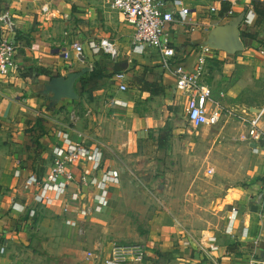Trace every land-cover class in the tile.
<instances>
[{"label":"crops","instance_id":"1","mask_svg":"<svg viewBox=\"0 0 264 264\" xmlns=\"http://www.w3.org/2000/svg\"><path fill=\"white\" fill-rule=\"evenodd\" d=\"M112 1L0 0V13L7 12L15 25L8 36L15 45L17 66L0 76V264H102L112 243L141 244L144 264H252L264 259V200L257 203V195L264 192V166L249 140L247 146L257 163L255 184L246 190H229L216 206L204 208L217 216L206 228L190 229L182 217L185 197L176 193L180 201L164 188L159 200L152 202L142 192L149 201H144L139 230L130 222L126 228L119 224V216L124 215L122 200L137 197V191L132 196L120 189L139 187L141 180L155 184L165 179L163 171L147 175L159 166H177L170 150L180 136L194 131L182 128L186 95L175 89L173 77L161 68L158 50H133L134 28L111 8ZM161 1L167 11L189 9L186 22L175 21L165 28L168 45L175 51L171 62L191 71L207 47L203 81L211 88L212 101L225 114H264V0L238 1L230 15L224 11L229 5L219 0ZM211 7L216 11L211 12ZM228 26L235 29L238 49L212 42ZM100 40L113 45L114 57L90 50V43ZM74 44L82 48L78 57ZM117 73L125 75L123 92L114 79ZM66 82L75 97L59 96ZM63 107L66 120L75 118L66 126L71 130L65 128L71 138L99 148L102 158L96 171L89 162H81L73 169L75 181L65 197L45 205L38 202L36 186L25 189L24 182L31 175L44 178L51 167L58 140L55 137L47 146L42 125L50 127L47 123L62 118ZM259 124L264 128V123ZM129 167L135 182L127 175ZM105 170L118 173V184L108 187L102 211H92L86 218L64 213L65 203L72 210L75 205L93 207V189L81 187L79 203L71 202L69 195L77 190L81 176L100 177ZM232 207L237 216L229 232ZM67 219L78 226H68ZM79 227L82 235L75 240L71 232L76 234ZM93 231L95 237L85 242ZM77 249L81 255H73Z\"/></svg>","mask_w":264,"mask_h":264},{"label":"built area","instance_id":"2","mask_svg":"<svg viewBox=\"0 0 264 264\" xmlns=\"http://www.w3.org/2000/svg\"><path fill=\"white\" fill-rule=\"evenodd\" d=\"M219 1L229 5L227 14L230 15L231 7L241 0ZM111 8L122 14L124 21L134 28L132 44L135 52L141 53L146 47L158 50L161 68L173 77L175 89L186 95L184 114L189 128L196 131L204 124L216 125L224 115L237 120L245 130L249 142L254 145L253 153L260 156L264 166V128L259 124L258 117L243 112L240 114H225L223 109L211 99V88L203 81L206 72L204 54L208 52V48L204 47L202 49V53L197 58L191 71L186 70L180 64L171 62L175 51L168 45L165 28L169 23L175 21L186 22L189 9L180 8L167 11L161 0H113ZM42 11L46 12L47 7L44 6ZM210 11L215 12L216 8L211 7ZM250 14V12L247 14V23ZM14 27L15 25L9 14L7 12L0 13V76H6L17 69L15 45L8 36L14 31ZM89 47L94 53L103 51L112 57L115 56L113 45L106 40L90 43ZM73 50L77 57L81 55L82 48L79 44H74ZM65 57L67 56L65 55ZM124 77L123 73H117L114 76L121 92L126 90V85L123 84ZM116 103L122 105V102L116 101ZM74 121L75 118L72 115L69 124ZM66 130L71 129L68 126ZM66 130H59L56 133L58 143L52 148L53 161L45 177L39 180L35 175H31L24 182L25 189L36 186L38 190L37 199L41 204L52 205L65 197L71 183L75 181L73 169L78 167L81 162H89L94 171L100 167L102 153L99 148H88L82 141H74ZM212 173L213 169H208V174ZM19 175L20 172L15 171V176ZM116 184H118V173L113 170H105L100 177L81 176L78 180L77 190L69 195V200L79 203L81 198L80 188L88 187L95 191L91 197L94 203L93 207L75 205L77 207L72 210L65 203L62 211L64 213L72 211L81 218H86L92 211L101 212L108 196V187ZM263 200L264 192L257 195V203L260 204ZM30 215H34V212H31ZM236 216L237 209L232 207L229 212L227 231L231 232ZM65 223L70 227L76 228L78 226L77 222L71 219H67ZM145 258V250L141 244L112 243L110 254L102 264H144ZM252 264H264V259L252 262Z\"/></svg>","mask_w":264,"mask_h":264},{"label":"rangeland","instance_id":"3","mask_svg":"<svg viewBox=\"0 0 264 264\" xmlns=\"http://www.w3.org/2000/svg\"><path fill=\"white\" fill-rule=\"evenodd\" d=\"M59 111L64 112L62 118L56 119V122L47 123L51 125L50 127L46 124L42 125L47 146L50 140L56 137V133L65 129L69 122V119L67 118L66 120L65 117L67 110L63 107ZM256 116L259 117V121L264 123V114H256ZM227 119H222L216 125L205 124L200 129L192 132L191 136L184 134L180 136L178 142L175 140L177 145L174 150H170V158L177 160L178 165L171 169L169 167L161 169L159 166L157 169L152 170L154 173L150 172L147 175L152 177L155 172L162 173L163 171V174H167V176L162 181L158 180L155 184H153L154 182L149 184L148 181L142 182L141 180L138 184L139 187L120 189L122 194L126 192L132 194V191H137V197L132 194L133 199H120V201L124 202L122 205L124 215L119 216L118 222L123 225V228H126L128 222H130L131 227H136V230H139L141 228L140 224L144 219L141 215L144 201H149L147 197L151 198V202L154 201V198L159 200L158 196L162 194L160 191L163 188L167 192L171 191L168 193H173V197L180 201L181 197L183 199L185 197V200L181 201L183 207L187 205V209L182 216L183 221L194 231L206 228L207 223L211 224L214 220L213 218L217 217L212 212H209L210 210H205L204 208L209 207L211 209V207L216 206V201L218 202V199H221L229 190L252 188L257 179V163L255 158H253L255 155H252L247 146L248 139L240 123L232 118ZM182 128L184 130L189 128L185 114L182 118ZM208 168L214 169L213 175L208 174ZM127 175L131 179L134 178V172L130 167L127 168ZM133 181L135 182L134 179ZM142 192L147 197H144ZM176 193L181 197L175 196ZM120 194L121 192L117 196L121 198ZM218 209L215 208V211L220 212ZM101 218H104V216ZM77 229L76 234L73 230L71 232L75 240H79L82 235V228L79 227ZM123 232L125 234L129 233L127 231ZM112 233H115V230L110 232V234ZM86 236L83 240L88 242L89 239L95 237V233L93 231V233ZM110 239L114 240L113 237H110ZM73 255H81L80 250H75Z\"/></svg>","mask_w":264,"mask_h":264},{"label":"water","instance_id":"4","mask_svg":"<svg viewBox=\"0 0 264 264\" xmlns=\"http://www.w3.org/2000/svg\"><path fill=\"white\" fill-rule=\"evenodd\" d=\"M225 33L218 32L214 38L212 39V42L215 44V46H223L228 50H235L239 48V42L237 38V34L235 32V29L233 27H226L224 28ZM57 83V82H56ZM66 82V84L62 87V93L59 94L60 97L65 98H73L75 97L73 91L70 88V83Z\"/></svg>","mask_w":264,"mask_h":264},{"label":"trees","instance_id":"5","mask_svg":"<svg viewBox=\"0 0 264 264\" xmlns=\"http://www.w3.org/2000/svg\"><path fill=\"white\" fill-rule=\"evenodd\" d=\"M228 10H229L228 8H225V9H224V11H226V12H227Z\"/></svg>","mask_w":264,"mask_h":264}]
</instances>
